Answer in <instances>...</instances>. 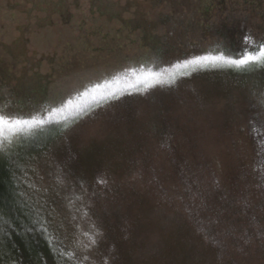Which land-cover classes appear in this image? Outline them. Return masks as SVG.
Returning <instances> with one entry per match:
<instances>
[{"label":"rangeland","instance_id":"rangeland-1","mask_svg":"<svg viewBox=\"0 0 264 264\" xmlns=\"http://www.w3.org/2000/svg\"><path fill=\"white\" fill-rule=\"evenodd\" d=\"M224 19L264 51V0H0V117L87 109L23 167L70 264H264V63L175 67Z\"/></svg>","mask_w":264,"mask_h":264},{"label":"trees","instance_id":"trees-1","mask_svg":"<svg viewBox=\"0 0 264 264\" xmlns=\"http://www.w3.org/2000/svg\"><path fill=\"white\" fill-rule=\"evenodd\" d=\"M204 29V37L209 35L217 40L214 49L233 53L241 59L247 55H255L257 47L262 46L260 43H254L251 34L242 24H232L226 19ZM148 42L146 46L154 50L156 40L150 38ZM159 67L157 66L156 69ZM29 93L32 94V92L27 94ZM108 97L104 95L103 98L91 99V101L93 105L100 104ZM17 101L15 97L11 108H23L21 104H17ZM44 102L45 106L51 104L48 99ZM83 109L67 119L55 120L57 118L55 116L45 117L44 123L25 127L24 135L12 136L8 129L2 128L0 133V264H70L55 235L59 227L53 223L52 213L47 212L44 202L34 195L31 187L26 186L28 181L25 180L24 174L28 170L25 171L23 167L27 165L25 162L33 158L35 160L37 156L46 153L50 144L58 143L68 127L85 115L87 109L86 107ZM253 133L256 146L260 149L258 154L260 167L264 169V134L259 127ZM101 169L102 167L98 174L103 172ZM27 188L31 189L32 197ZM25 189L27 193L24 192Z\"/></svg>","mask_w":264,"mask_h":264},{"label":"snow or ice","instance_id":"snow-or-ice-1","mask_svg":"<svg viewBox=\"0 0 264 264\" xmlns=\"http://www.w3.org/2000/svg\"><path fill=\"white\" fill-rule=\"evenodd\" d=\"M227 63L232 64L236 66H243L247 65L251 62L255 63H264V51H261L259 55H247L242 59L239 60H231L223 56H199L195 57L190 61H185L182 65H176V68H188V67H196V66H203L207 65L209 63L211 64H217V63ZM162 74H150L149 76H146L143 78L144 82H147L149 79H151L153 82L157 83H163L165 82L164 79L161 78ZM139 79V78H138ZM172 75L170 74L168 76V82H171ZM99 88V86H97ZM87 95V93L85 94ZM104 95H111V93H100L99 97L96 94V90H93V94L91 96V99L95 100L97 98H103ZM83 107L79 104L73 105L71 102H69V106L67 109H60L59 111L67 112V115L63 116V119H67L68 115H75L81 111H83ZM45 121H37V120H13L9 121L3 117H0V128L8 129V130H15V131H23L25 127H31L36 124H42Z\"/></svg>","mask_w":264,"mask_h":264}]
</instances>
